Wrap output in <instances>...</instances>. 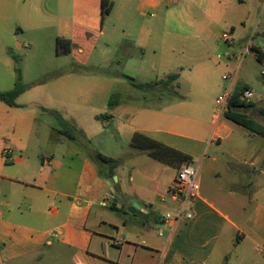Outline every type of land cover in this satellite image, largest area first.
I'll use <instances>...</instances> for the list:
<instances>
[{
  "label": "crops",
  "instance_id": "crops-1",
  "mask_svg": "<svg viewBox=\"0 0 264 264\" xmlns=\"http://www.w3.org/2000/svg\"><path fill=\"white\" fill-rule=\"evenodd\" d=\"M245 2L215 0L213 6L221 13L208 26L227 23L234 31L238 25H244L243 14L248 12L243 10ZM160 5L161 0H140L135 12L144 17L146 11L159 9ZM7 16L18 21L11 28L13 32L33 35L32 42L26 44L28 47L33 46L34 35L39 34L46 35L52 43L58 38L67 40L78 45L69 52L79 62H86L93 39L102 35L104 19L101 0H0V21ZM87 33L95 37L88 41ZM150 38L149 29L140 26L135 46L145 50L144 54ZM207 44V38L201 40L205 53L194 60V66L175 64L173 69L181 73L175 74L176 80L183 72L194 71L201 79L196 85L209 87L215 72L232 71V63L246 49L238 45L235 53L225 51L218 54L222 56L220 60L217 55L214 61L208 56ZM259 45L257 48L264 55L263 44ZM156 52L153 48L151 57ZM170 53L175 54V50ZM150 69L154 71L156 66L152 64ZM60 74V71L54 73L53 78ZM60 91L57 85L47 90V100L40 104L43 115L59 114L55 105ZM83 91L90 94L94 89H78L76 94L81 95ZM252 102L254 108L242 113L262 127L261 134L222 116L208 136L206 125L208 119L214 125V107L211 112L206 109L201 117V103L187 116H183L179 104L162 107L157 103L140 109L133 117L146 120V126L137 128L136 132L150 138L151 135L166 136L169 142L162 144L190 156L192 161H199L196 168L200 190L194 201L193 217H181L177 222L166 220L165 216L174 217L177 213L166 193L178 169L166 185L154 182L148 195L141 194L128 204L123 200L127 182L117 167H100L92 154L91 159L79 158L74 152L60 156L50 150L43 152V145L51 142L50 146L56 148L54 144L59 142L52 121L43 119L40 125L46 130L40 134L32 116L14 121L0 119V134L8 140V148L3 150L4 165L0 167V264H33L34 259L40 261L44 252L54 246L75 253L80 264H251L253 257L264 260V190H259L257 185L258 181L264 185V120L261 123L250 115L253 110L264 109V100L260 104L256 99ZM120 106L119 100L109 108ZM99 117L106 123L112 118L111 115ZM184 120L194 121L198 128L187 132L181 126ZM187 144L190 150L185 148ZM206 146V153L199 160ZM211 146L213 149L209 150ZM109 174L117 179L119 200L111 193ZM131 180L130 175L128 182ZM111 200L115 201L107 206ZM133 203L139 209L133 208ZM94 208L100 212L105 209L121 218L112 224L98 218L92 227L89 219ZM158 209L164 210V214H159ZM235 232L242 238L236 243ZM236 252L240 256L238 263L231 257Z\"/></svg>",
  "mask_w": 264,
  "mask_h": 264
},
{
  "label": "rangeland",
  "instance_id": "rangeland-1",
  "mask_svg": "<svg viewBox=\"0 0 264 264\" xmlns=\"http://www.w3.org/2000/svg\"><path fill=\"white\" fill-rule=\"evenodd\" d=\"M109 1L113 3V8L110 14L104 16L102 35L94 40L95 35L86 34L88 41L93 39L86 62H79L70 52L57 53L56 42L52 43L43 34L34 35L36 41L32 43L33 46L28 47L26 44L32 42L30 38L33 37L30 32H13L11 28L18 24L13 17L7 16L3 22L0 21V92L12 90L18 82L25 88L15 100V108L0 101V119L14 121L32 116L36 119L40 134L46 130L40 125L43 119L52 121V128L57 130L56 138L59 142L54 144L57 145L56 148L50 146L51 142L47 143L48 146L43 145V152L50 150L56 152L57 156L74 152L79 158H91V154L98 152L115 160L118 172L124 175L127 182V194L123 196V200L129 204L141 194L142 197L148 195L154 182L166 185L167 180L176 172L175 168L153 161L130 147L136 129L146 126L145 119H133L140 109L157 103H161L162 107L179 104L181 113L187 116L201 103L202 117L206 109L212 111L216 98L230 86V80H223L224 76H236L234 93L248 88L255 94L257 104L264 100V76L261 75L264 63L258 62L251 51L252 47L257 48L260 43L263 44L264 51V0H246L243 10L248 9V12L243 14L244 25H238L234 31H231L227 23L208 26V22L218 18L221 13L213 6L215 0H161L160 8L149 9L144 17L135 12L140 0ZM142 25L151 33L145 54V50L140 51L135 46L139 27ZM223 33L233 39L232 49H228L222 41ZM205 38L208 39V56L214 61L218 54L225 51L232 50L235 53L234 49L238 45L247 47L248 52L244 54L243 51L237 62L232 63V71H216L209 87L196 85L201 79L194 75V71L191 74L185 71L170 85H162L153 90L138 89L131 85L130 80L139 84H153L165 81L169 75L181 74L173 69L175 64L194 66V60L205 53L200 45ZM77 48L78 45L71 44V50ZM153 48L157 52L151 57ZM172 49L175 54L170 53ZM152 64L156 66L154 71L150 69ZM58 71L61 72L59 77L53 78V74ZM56 85L61 90L55 105L59 117L43 115L40 104L47 100V90ZM86 88L94 89L93 93L83 91L81 95L76 94L78 89ZM112 95L119 96V108H109L108 101ZM99 115H111L112 118L106 123L102 117L96 119ZM250 115L263 123L264 109L253 110ZM181 126L187 132L198 128V124L190 120H184ZM213 126L208 119V136L212 134ZM240 131L245 133L246 130ZM65 132L71 134L74 140L68 139ZM151 136L161 143L169 142L166 136ZM7 144V137L0 134V167L4 165L3 150L8 148ZM186 146L190 150V145ZM211 149L213 146L209 148ZM206 150L207 146L199 160L204 157ZM198 162L191 160L189 164L196 168ZM130 175L132 180L128 182ZM257 185L259 190H264L262 181H258ZM113 202L111 200L106 205L110 206ZM158 211L159 214H164V210ZM98 218L112 224L121 217L105 209L100 212L94 208L90 214V226L95 227ZM233 236L234 243L242 240L237 237L236 232ZM231 257L238 263V252ZM250 262L264 264V260L259 257H253ZM33 264L80 262L75 253H67L61 246H54L44 252L40 261L34 259Z\"/></svg>",
  "mask_w": 264,
  "mask_h": 264
},
{
  "label": "trees",
  "instance_id": "trees-1",
  "mask_svg": "<svg viewBox=\"0 0 264 264\" xmlns=\"http://www.w3.org/2000/svg\"><path fill=\"white\" fill-rule=\"evenodd\" d=\"M113 8V3L109 0H101V16L104 18L105 15L110 14ZM71 43L67 40L63 39H56V51L59 53L60 51L69 52L71 49ZM251 51L253 52L255 59L260 62L264 63V55L261 51L257 48L252 47ZM177 79V75L172 74L167 77L165 81H158L153 84H139L135 83L130 80V83L133 87L138 89H146V90H153L156 87H160L162 85H170L173 81ZM24 86L21 83H17L16 86L8 91V92H0V101L6 104L9 107H16L15 100L18 98L20 94L24 91ZM237 93H235L236 95ZM119 98L118 95H112L108 101L109 106H113L117 103V99ZM252 101L248 102H241L239 101L236 96H234L224 113V117L228 120L254 132L256 134H261L262 127L258 125L255 121L250 119L245 113H242L246 109L254 108ZM55 116L59 117L58 113H53ZM106 116V115H105ZM98 118H100L98 116ZM66 136L70 140H74V137L65 132ZM130 147L138 152L144 153L148 158L157 161L163 165L168 167L175 168L176 170L183 163H190L191 157L176 150L171 147H168L148 136L145 134L135 132L132 136ZM93 160L100 166V167H108L110 169H114L116 167V161L110 159L98 152L92 154ZM112 174H109V177H112ZM115 201V200H114ZM112 210L113 207H111Z\"/></svg>",
  "mask_w": 264,
  "mask_h": 264
},
{
  "label": "built area",
  "instance_id": "built-area-1",
  "mask_svg": "<svg viewBox=\"0 0 264 264\" xmlns=\"http://www.w3.org/2000/svg\"><path fill=\"white\" fill-rule=\"evenodd\" d=\"M221 39L227 47H232L234 45L233 39L227 33H223L221 35ZM247 52L248 48L246 47L244 54ZM221 58V55L217 56L218 60ZM261 75L264 76V71L261 72ZM223 80H230V86L214 101V130L216 129L218 120L224 116L227 106L234 96H236V98L241 102L254 101L256 99L255 94L248 88H242L235 95L233 92V86L236 76H224ZM199 189V170L197 168H192L189 163H183L177 170L176 177L166 193L168 199L175 204L177 213L174 217L167 214L165 219H171L174 222H177L181 217L191 219L193 217L194 201L198 196Z\"/></svg>",
  "mask_w": 264,
  "mask_h": 264
},
{
  "label": "water",
  "instance_id": "water-1",
  "mask_svg": "<svg viewBox=\"0 0 264 264\" xmlns=\"http://www.w3.org/2000/svg\"><path fill=\"white\" fill-rule=\"evenodd\" d=\"M116 180H117L116 177H112L109 180V185H110L111 193L113 194L114 198L116 200H119V197L117 195V193H118V187L116 186ZM133 208L139 209V206L137 204H133Z\"/></svg>",
  "mask_w": 264,
  "mask_h": 264
}]
</instances>
